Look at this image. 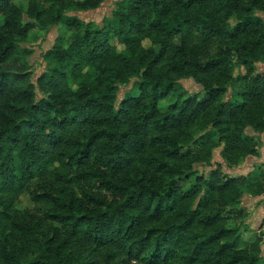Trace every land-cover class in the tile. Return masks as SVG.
<instances>
[{
    "label": "trees",
    "instance_id": "trees-1",
    "mask_svg": "<svg viewBox=\"0 0 264 264\" xmlns=\"http://www.w3.org/2000/svg\"><path fill=\"white\" fill-rule=\"evenodd\" d=\"M23 1L0 0V264H260L261 236L240 246L230 221L264 170L179 183L220 143L229 164L257 154L264 0H122L97 27L65 14L103 0ZM58 22L66 45L32 81L16 44ZM188 76L201 93L161 108Z\"/></svg>",
    "mask_w": 264,
    "mask_h": 264
},
{
    "label": "rangeland",
    "instance_id": "rangeland-1",
    "mask_svg": "<svg viewBox=\"0 0 264 264\" xmlns=\"http://www.w3.org/2000/svg\"><path fill=\"white\" fill-rule=\"evenodd\" d=\"M119 1L122 0H103L95 9L69 11L65 16H76L83 22L88 23L91 27H97L101 24L103 19L111 14L116 3ZM15 2L22 7L25 6L23 0H15ZM258 15L264 20V11L259 12ZM66 36V25L62 22H58L48 27H36L30 30L26 40L16 44L17 60L22 62L24 69L30 72L32 81H35L41 72L50 67V64L44 59V53L53 46H65ZM111 42L118 50L123 48L122 44H119L116 39L111 40ZM144 44L146 46L148 45L146 42H144ZM256 66L259 70H264V64L256 63ZM244 72V67H236L233 72L234 79ZM234 82L235 81L229 83L225 99L230 98L231 100H238V98L234 96L236 88ZM175 87L176 92H172L166 98L160 100L159 105L161 108H167L170 104L182 99L187 94L201 93L200 86L189 76L178 79ZM136 90V82L132 79L127 83L119 85L118 97L121 99L124 95L135 93ZM182 90H186V92L179 95ZM245 135L250 136L253 139L257 154L245 156L236 164H229L222 155L223 144L220 143L215 145L211 150L209 163L196 164L190 177L180 181L179 184L183 190H188L192 187L197 188L198 184L193 182L194 176L198 175L203 176L204 179L207 178L209 173L218 165V163L221 170L228 175L240 176L245 180L249 177H258L260 171L262 169L264 170V132H256L248 128L246 129ZM240 188L242 194L240 203L237 205L240 214L237 217L232 218L230 225L237 227L241 233L242 241L240 246H247L257 236H261V248L264 250V195L253 196L250 193L251 189L247 184H243ZM262 255H264V253H262ZM260 264H264V256L262 257Z\"/></svg>",
    "mask_w": 264,
    "mask_h": 264
}]
</instances>
